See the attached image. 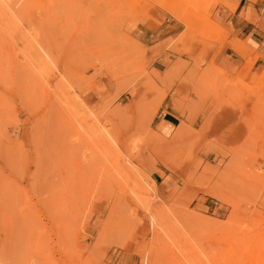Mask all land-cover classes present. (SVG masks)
Listing matches in <instances>:
<instances>
[{"label": "rangeland", "instance_id": "rangeland-1", "mask_svg": "<svg viewBox=\"0 0 264 264\" xmlns=\"http://www.w3.org/2000/svg\"><path fill=\"white\" fill-rule=\"evenodd\" d=\"M214 2L0 0V264H253L250 171L224 155L264 151V67L203 57ZM152 4L178 38L138 41ZM170 92L190 120L171 136Z\"/></svg>", "mask_w": 264, "mask_h": 264}, {"label": "crops", "instance_id": "crops-1", "mask_svg": "<svg viewBox=\"0 0 264 264\" xmlns=\"http://www.w3.org/2000/svg\"><path fill=\"white\" fill-rule=\"evenodd\" d=\"M227 3L214 2L208 7L209 20L211 25L219 26L225 30V34L220 45L206 51L203 57L213 61L216 65L235 75L238 71H243L247 60H253L249 68L248 81L251 73L258 72L264 67V0H227ZM147 18L138 24L143 28L142 34L138 35V41L147 46L162 42L167 38L176 39L185 30L184 25L171 12L159 4H152L147 7ZM197 41V40H194ZM212 42L213 40H204ZM234 45V46H233ZM163 54L156 56L153 62V70L163 72L165 70L158 66L162 64ZM196 53V52H195ZM170 59H188V55L177 52H170ZM190 67L179 72L188 74ZM179 87L178 81L172 86L171 91ZM168 105V106H167ZM169 108L159 119L161 132L169 133L170 136L179 126L180 122L190 121L186 115L181 114L177 108V102L170 92L169 102L165 104ZM166 114L168 116H166ZM204 113L194 120L195 122L205 121Z\"/></svg>", "mask_w": 264, "mask_h": 264}, {"label": "bare ground", "instance_id": "bare-ground-1", "mask_svg": "<svg viewBox=\"0 0 264 264\" xmlns=\"http://www.w3.org/2000/svg\"><path fill=\"white\" fill-rule=\"evenodd\" d=\"M228 155H230V157L236 158L237 161L235 165H243L244 167L248 168V170L250 171L247 174H242L243 180H245L246 178V180H248L247 181L248 184L244 183L246 180L242 182V185L239 184L238 186V183H237L236 184L237 190L235 189L234 190L237 191L239 195H241V197L238 196L239 201L245 200V199H240V198H242L243 196H247L246 194L248 192H250L251 190H254L253 193L255 194L256 198H254L252 203L250 205L248 204L249 206L246 207V209L250 210V213H242V212L240 213H242L243 217H249V215H253V214L255 216L254 221H253L254 231H252L251 236H250V242L252 244L253 256H254L253 264H264V178H263L264 176V151H260L259 153H255V154L254 153L248 154L246 152H241L238 154L230 153L224 156L227 157ZM230 167H233L232 163H227L226 168H230ZM253 170H255V172ZM237 205L240 207L239 203ZM247 241L249 240L244 239V243ZM236 243H237L236 240H233L231 244L225 243L222 249L226 254L233 253L235 254V258L237 257V255L239 258L241 247L235 248L234 246H232V245H236ZM156 263H157L156 259L154 260L153 258L151 259V263L149 264H156Z\"/></svg>", "mask_w": 264, "mask_h": 264}]
</instances>
